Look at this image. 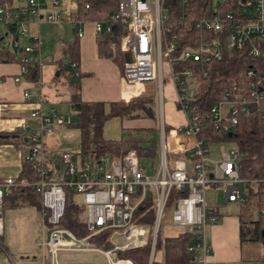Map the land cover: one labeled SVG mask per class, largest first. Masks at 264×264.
<instances>
[{
	"label": "built area",
	"instance_id": "obj_1",
	"mask_svg": "<svg viewBox=\"0 0 264 264\" xmlns=\"http://www.w3.org/2000/svg\"><path fill=\"white\" fill-rule=\"evenodd\" d=\"M16 0L13 3H0V48L11 47L18 56V82L24 77L32 64L27 57L38 54L41 41L37 32L41 24H55L65 21L57 12L59 0ZM197 0H179L180 6H187ZM206 16L193 21L188 30L203 33V37L193 47H186L176 56V36L168 37L164 28L165 15L163 0H118L116 9L106 20L93 21L95 34H101L114 24L124 28L120 42V51L129 56V61L122 67L121 81L125 86L158 81L163 61L170 72L174 88V106L184 118L183 124L176 130H166L160 125V143L156 153L153 173L147 175L140 165V159L129 152L120 159L101 156L86 159L78 163L70 153H62L57 171H53L46 162V148L43 136L62 127L65 121L53 111L44 113L34 109L29 116L36 122V128L23 127L26 143L24 161L37 174L34 182L15 183L7 177L0 182V234L2 232V199L12 187H27L33 190L40 200V221L46 239L36 243L48 257V264H58L60 252L101 253L108 264H130L129 261L117 260L115 251L134 249L149 241L150 261L154 253L156 236L160 233L163 217L168 213L169 225L180 229L179 233H189L186 263L206 264L209 248L206 244L205 228L215 225L218 217L214 209L205 203L206 188L221 187L224 203L245 202L246 184L238 178L236 172L237 151L232 148L222 153L219 161H209L208 145L198 138L204 126H209L218 136L234 134L237 118L246 115L251 109L264 112V73L255 74L246 71L250 80L246 94L224 92L220 99L206 109L194 104L197 82L193 70L184 68L174 70L177 63L199 64V74L206 76L203 66L211 61L221 60V45L228 50H243L250 58L264 54V0H204ZM75 25L79 21L73 20ZM69 22V21H68ZM35 32L31 33L30 28ZM75 37H82V29L75 30ZM28 44L21 46L20 40ZM235 89L232 88V91ZM23 99L29 102L28 94ZM41 102V99L38 100ZM173 135L174 145L170 146L169 137ZM170 156V157H169ZM187 159L190 162H187ZM151 161V160H150ZM260 195L264 199V178ZM72 191L80 199L82 220L87 231L84 237L77 238L70 231L59 226L63 214L64 189ZM171 189H176L179 196L167 210L168 196ZM150 196L153 208V224L148 227L137 223L138 212L144 200ZM109 232L107 241L109 251H100L88 244V239L102 232ZM175 236V235H174ZM7 264H14L9 261Z\"/></svg>",
	"mask_w": 264,
	"mask_h": 264
},
{
	"label": "trees",
	"instance_id": "obj_2",
	"mask_svg": "<svg viewBox=\"0 0 264 264\" xmlns=\"http://www.w3.org/2000/svg\"><path fill=\"white\" fill-rule=\"evenodd\" d=\"M16 1V0H15ZM13 3L14 0H0V3ZM75 10L72 17L80 22L103 21L115 11L118 0H74ZM226 4L230 0H225ZM204 0H197L187 6H180L179 0H163L162 8L165 15L164 28L168 32V37L176 36V49L172 55L186 47L197 45L203 37V33L188 30V26L197 19L206 16V5ZM95 34V33H94ZM124 35V28L114 24L101 34H95L97 54L101 58L110 59L118 68L120 76L125 62L129 61V56L120 51V42ZM77 38L68 47V54L72 63L77 62L78 49ZM1 52V51H0ZM4 62H13L14 56L8 51L0 53ZM62 63L58 62L57 67ZM28 72L23 77L31 82L37 80L35 65H26ZM76 68V67H75ZM191 68L194 79L197 82V91L194 96V104H198L201 109H206L214 102L218 101L226 91L233 94L244 95L247 93L250 80L246 77V71L251 69L255 74L264 73V54L258 58H250L243 50H228L221 45V60L211 61L203 66L206 76L202 78L199 74V64L177 63L174 70ZM78 74V77H82ZM70 96L68 100L69 110L75 118V123L68 127L75 128L79 132L78 153L75 159L82 163L86 159H95L101 156H109L113 159H120L129 152H133L140 160H153L155 156V145L149 141L152 135V128H123L118 140L103 138V126L112 118L126 120H154L152 98H133L128 102L118 101L111 103L83 102L79 95V83H71ZM232 88L235 90L232 91ZM235 136H218L213 133L209 126H204L198 135L203 140L206 147L215 142H228L237 151L236 172L240 180L245 181L244 197L245 202L241 206H246L249 200L253 201V206L257 210L255 220L249 219L239 225V239L241 242L259 243L264 245V199L260 195L261 184L259 180L264 178V112L258 113L251 109L248 114L240 115L237 118ZM17 135V134H16ZM14 134H0V144L12 142ZM24 135H21V141ZM148 143V146H144ZM170 157V156H169ZM189 163L190 160L187 159ZM37 180L35 170L24 160L15 183L34 182ZM65 198L63 214L59 221V226L70 231L75 237L81 238L87 234L82 213L83 209L74 200L75 193L64 189ZM180 193L176 189H171L168 196L167 210L170 205L179 197ZM20 202L23 204L21 205ZM29 206L40 211L39 196L30 188L12 187L2 199V211L9 207L18 208ZM254 209V210H255ZM247 213V211H246ZM140 217L137 223L145 226L153 224V208L150 196H147L141 209L135 213V217ZM109 232H102L88 239V244L100 251H109L111 245L108 243ZM189 233H178L175 236L163 237L158 233L155 240L154 252L161 253L159 263L150 261L149 241L138 248L115 251L117 260L129 261L131 264H173L186 263L189 255L186 248L189 244ZM1 234L0 252L6 253Z\"/></svg>",
	"mask_w": 264,
	"mask_h": 264
},
{
	"label": "crops",
	"instance_id": "obj_3",
	"mask_svg": "<svg viewBox=\"0 0 264 264\" xmlns=\"http://www.w3.org/2000/svg\"><path fill=\"white\" fill-rule=\"evenodd\" d=\"M49 9L50 1L46 0ZM59 15L66 22L74 27L82 29V37L77 40L78 57L74 64L70 61L68 54V47L75 40V30H72V39L66 40L63 47V57L53 58L46 56L42 58V44L39 53H33L27 59L35 64L37 60L40 62L39 68L36 69L37 80L31 82L21 77L18 82L13 79L19 76L20 67L18 64V56L14 53L11 47L4 49L0 48L1 52L8 51L13 54V62H4L0 55V134H14L12 142L8 144H0V182L3 179L10 177L15 179L22 167L24 156L26 154L25 132L23 127L26 126L29 130L36 128V122L30 118L29 114L32 110L40 108L44 113L53 111L55 115L62 117L67 123L62 127L55 128L50 135L43 136V144L46 148V162L47 165L57 171L59 158L62 153H70L76 155L79 146V132L75 128L68 127V121L72 116L69 110V96L71 85L68 83H79V95L83 102H128L133 98H152L154 106L157 108V121L150 119L141 120H126L119 118H112L103 126V138L105 134L108 135L109 140H118L121 135V129L126 128H155L158 124L159 128L162 124L166 130H176L183 124L184 118L180 112L168 104L165 106L163 102L164 93H172L174 101V88L172 82H163L162 74L160 76V93L158 91V81L150 83H140L134 86H125L121 81V76L116 65L107 58H101L97 54V47L95 41V34L92 29V22L81 21L79 25H75V20L72 14L75 10L74 0H59ZM69 21V22H68ZM46 24V23H44ZM49 25V24H47ZM53 25V24H50ZM40 26L37 29L38 35ZM31 33L35 32V28H30ZM40 38V35H39ZM21 46H26V40H20ZM0 52V53H1ZM58 62H61V67H57ZM68 69L65 70L64 67ZM76 67V68H75ZM168 68V67H167ZM169 71V70H168ZM82 74V77H78ZM170 74V72H169ZM171 80V79H170ZM146 89H149L146 93ZM153 89L156 95L153 94ZM28 94L29 102L23 99V94ZM41 99V102L38 100ZM174 103V102H173ZM165 108L170 114V119H165ZM155 116V114H154ZM66 117V118H65ZM108 124L109 127H105ZM175 125L176 128L170 126ZM108 128V129H107ZM160 130V129H159ZM17 134V135H16ZM21 135H24L21 141ZM158 149V148H157ZM155 151L154 159L156 160ZM147 160V159H146ZM141 161V160H140ZM205 198V194H204ZM22 205L23 203L20 202ZM235 205V209H231L229 214L222 215L220 209L226 208V205ZM214 209L218 217V222L215 225H207L205 228L206 244L209 248V253L206 259V264H264V257L250 256L252 252H264V245L259 243L241 242L239 239V225L241 222V215L237 207H241L237 203H222V207H214L207 205ZM31 212L34 210L38 219V226L40 229V211L33 207L21 206ZM18 209V208H17ZM31 214V213H30ZM41 234H44L40 230ZM177 235V234H176ZM1 237L5 247L6 253L0 252V264H7L12 261L14 264H48V257L46 252L36 247V243L40 241L34 240L32 248L27 251L18 250L20 256L15 258L12 254L14 247L12 244L3 238V230ZM60 253H71V258H60ZM57 254L58 264H108L104 256L99 252H60ZM101 256L102 261L96 263L92 256ZM152 260L159 263L161 261V253L154 252ZM131 264V263H130Z\"/></svg>",
	"mask_w": 264,
	"mask_h": 264
},
{
	"label": "rangeland",
	"instance_id": "obj_4",
	"mask_svg": "<svg viewBox=\"0 0 264 264\" xmlns=\"http://www.w3.org/2000/svg\"><path fill=\"white\" fill-rule=\"evenodd\" d=\"M14 5H18L16 1L14 0ZM48 5V4H47ZM46 9H49L47 6ZM51 9V8H50ZM59 13V9H56ZM81 22V21H80ZM74 27L66 22H63L59 20L57 23L53 25H47L42 24L40 26L39 35H40V41L42 46V58H45L50 54L53 58H62L63 57V47L65 46L66 40L72 39V30ZM75 30V29H74ZM65 70L68 69L66 66L64 67ZM162 81L163 82H169L170 80V74L168 71V68L163 61L162 65ZM149 89H146V93H148ZM164 98L163 102L165 106H169L170 104L174 108L173 103V94L172 93H165V90L163 91ZM153 94L156 95L155 90L153 89ZM157 108L156 105H153V113L155 114L154 120L156 118L157 121ZM165 119L168 121L170 119V114L167 112V109L165 108L164 111ZM59 118H62L58 115H56ZM66 118V117H65ZM153 120V121H154ZM70 125L75 123V118L73 116L70 117V121H68ZM158 122V121H157ZM65 123H67V120L65 119ZM105 127H109L108 124L105 125ZM171 128H176L175 125L170 126ZM108 129V128H107ZM105 138L108 137L107 134L104 135ZM174 137L171 135L169 137V143L170 146L174 145ZM149 141H153L155 145V151L157 150L159 143H160V130L158 124L155 128L152 130V135L149 139ZM144 146H148V143H144ZM208 149V159L209 161H219L221 159L222 153L228 152L233 148V145L228 142H215L211 143L207 147ZM155 160L150 161V159L144 158L141 159L140 165L145 170L147 175H150L153 173V170L155 168ZM242 192H243V186H240ZM79 197L75 196L74 200L79 201ZM205 203L206 205H210L214 207H219V209L222 207L223 203V192L221 187L216 188H206L205 191ZM235 205H226V208L220 209V213L222 215L229 214L231 209H235ZM238 211L242 217L243 222H247L249 219L255 220L257 217V210L253 206V201L249 200L246 206L237 207ZM255 209V210H254ZM247 211V213H246ZM31 213V214H30ZM249 217V219H248ZM38 219V215L34 210H31V212H27V210L23 208H12L9 207L7 209H4L2 211V230H3V238L8 242L12 244L14 247L13 255L15 258H18L20 256V253L18 250L21 251H27L30 248H32V244L34 240L40 241L41 239L45 238L46 231H44V234L40 232L41 228L39 229L38 221L36 223V220ZM169 215L166 213V215L163 217L161 222V229H160V235L163 237L166 236H174L178 234L181 230L177 228H172L169 225ZM150 227V226H148ZM260 245V244H259ZM261 246V245H260ZM97 255V254H96ZM60 258H71V253H60ZM250 256L252 257H258L262 256L264 257V252H252L250 253ZM93 260L96 263H100L102 261L101 256H92Z\"/></svg>",
	"mask_w": 264,
	"mask_h": 264
},
{
	"label": "water",
	"instance_id": "obj_5",
	"mask_svg": "<svg viewBox=\"0 0 264 264\" xmlns=\"http://www.w3.org/2000/svg\"><path fill=\"white\" fill-rule=\"evenodd\" d=\"M235 134H228L227 137H234Z\"/></svg>",
	"mask_w": 264,
	"mask_h": 264
},
{
	"label": "bare ground",
	"instance_id": "obj_6",
	"mask_svg": "<svg viewBox=\"0 0 264 264\" xmlns=\"http://www.w3.org/2000/svg\"><path fill=\"white\" fill-rule=\"evenodd\" d=\"M74 156V155H73ZM21 188H27V187H21ZM121 264H124V263H121Z\"/></svg>",
	"mask_w": 264,
	"mask_h": 264
}]
</instances>
